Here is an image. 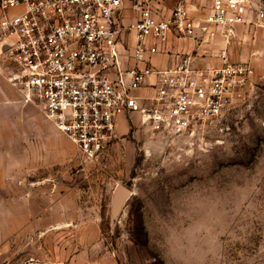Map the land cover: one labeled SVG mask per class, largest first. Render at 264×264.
<instances>
[{
  "label": "rangeland",
  "instance_id": "1",
  "mask_svg": "<svg viewBox=\"0 0 264 264\" xmlns=\"http://www.w3.org/2000/svg\"><path fill=\"white\" fill-rule=\"evenodd\" d=\"M127 10L128 29L139 14ZM189 38L195 45L183 53L249 63L247 93L195 132L155 131L132 113L104 159L78 150L76 164L59 176L63 202L52 213L62 224L20 227L26 239L40 236L46 250L62 249L61 264H71L70 255L77 256L73 264H264V26L239 25L226 36L198 30ZM118 184L131 195L114 219Z\"/></svg>",
  "mask_w": 264,
  "mask_h": 264
},
{
  "label": "built area",
  "instance_id": "2",
  "mask_svg": "<svg viewBox=\"0 0 264 264\" xmlns=\"http://www.w3.org/2000/svg\"><path fill=\"white\" fill-rule=\"evenodd\" d=\"M168 1L173 6L165 16ZM208 5L192 0H0L1 52L13 66L10 80L26 100L42 104L87 159L101 161L119 136L121 115L140 113L153 130L184 135L218 120L247 93L253 73L247 62L200 63L189 53H178L165 67L153 62L166 53L160 44L172 32L226 36L239 25L264 26V0H209ZM127 9L139 18L128 26L137 41L126 55ZM145 86L153 91L141 94Z\"/></svg>",
  "mask_w": 264,
  "mask_h": 264
},
{
  "label": "crops",
  "instance_id": "3",
  "mask_svg": "<svg viewBox=\"0 0 264 264\" xmlns=\"http://www.w3.org/2000/svg\"><path fill=\"white\" fill-rule=\"evenodd\" d=\"M128 13L129 10L124 11L125 25ZM132 39L135 45L136 32L126 27L122 45H128ZM189 40V37L170 33L167 41L160 44L166 45V53L154 56V64L158 67L171 65L178 53L195 45ZM197 58L200 63L209 61ZM12 68L0 46V264H16L20 258L22 264H61L62 249L46 250L40 236L26 239L20 227L25 231V227L62 224L59 222L62 218L52 213L58 211L63 202L58 195L62 193L65 180L59 176L64 167L76 164L79 148L57 128L42 104L26 100L22 89L9 78ZM152 91L145 86L140 92ZM22 235L23 249L20 251L16 248L18 237ZM70 258L73 264L77 256L70 255Z\"/></svg>",
  "mask_w": 264,
  "mask_h": 264
},
{
  "label": "water",
  "instance_id": "4",
  "mask_svg": "<svg viewBox=\"0 0 264 264\" xmlns=\"http://www.w3.org/2000/svg\"><path fill=\"white\" fill-rule=\"evenodd\" d=\"M131 195V190L124 184H118L113 195L112 215L116 219L120 214L123 206Z\"/></svg>",
  "mask_w": 264,
  "mask_h": 264
}]
</instances>
